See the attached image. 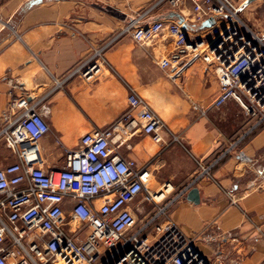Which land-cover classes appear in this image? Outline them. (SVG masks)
<instances>
[{
  "label": "built area",
  "instance_id": "obj_1",
  "mask_svg": "<svg viewBox=\"0 0 264 264\" xmlns=\"http://www.w3.org/2000/svg\"><path fill=\"white\" fill-rule=\"evenodd\" d=\"M163 5L161 15L154 16ZM170 11L183 20L170 17ZM238 11L239 4L232 0H154L113 36L93 46L66 77L78 75L89 81L104 68L111 69L105 50L127 35L136 42L163 45L165 52L153 59L159 68L171 70L173 81L197 59L212 64L219 89L211 106L220 109L232 100L253 122L249 131L207 163L197 160L198 175L209 176L222 156L264 124V38L242 31L250 28ZM206 19L213 22L199 28ZM8 84L10 94L21 88L10 77ZM128 89L124 124L82 134L77 146L64 149L58 168L44 166L40 151L39 142L50 129L43 98L31 102L24 93L14 94L0 110V140L14 156L0 165V264H223L215 221L194 237L165 220L169 205L193 182L165 199L172 184L165 181L158 191H151L150 163L122 154L120 148L130 149L129 140L139 134H148L161 145L182 139L136 89ZM197 111L206 112L198 106ZM239 155L246 157L242 151ZM157 193L162 197L156 198ZM144 200L153 202L154 209L139 217L133 205L139 207ZM196 240L211 246V255Z\"/></svg>",
  "mask_w": 264,
  "mask_h": 264
},
{
  "label": "crops",
  "instance_id": "obj_2",
  "mask_svg": "<svg viewBox=\"0 0 264 264\" xmlns=\"http://www.w3.org/2000/svg\"><path fill=\"white\" fill-rule=\"evenodd\" d=\"M27 1L0 0V110L14 94L24 93L31 102L43 98L50 127L39 142L44 166L59 167L53 156L59 154V143L63 150L73 149L82 134L93 128L122 126L128 88L133 87L182 139L161 145L148 134H139L129 140L130 149L120 148L122 154L140 163L149 162L153 175L160 166V184L169 181L173 186L167 198L190 182V187L195 185L199 191L198 202L185 198L188 189L175 199L165 220L194 237L215 221L221 235L216 248L223 264H264V125L251 129L211 168L209 176L198 175L197 160L207 163L249 131L253 122H233L234 116L227 112L237 104L232 100L223 105L220 115L209 114L219 89L216 76L214 95L193 96L204 94L197 67L205 62L193 61L175 81L170 69H163L156 78L145 76L142 47L152 40L136 42L127 35L105 50L111 69L104 68L89 81L78 75L66 77L93 46L113 36L130 16L154 0H39L32 5ZM156 47L153 57L165 52L163 45ZM9 77L21 85L13 88L12 94L8 93ZM146 80V84L141 83ZM57 81L61 83L56 85ZM197 106L206 110L204 115L198 114ZM179 149L185 151L187 159L180 160ZM241 151L245 158L239 155ZM145 207L133 205L139 217L150 213L154 204L150 210ZM196 243L211 255V246L200 240Z\"/></svg>",
  "mask_w": 264,
  "mask_h": 264
},
{
  "label": "rangeland",
  "instance_id": "obj_3",
  "mask_svg": "<svg viewBox=\"0 0 264 264\" xmlns=\"http://www.w3.org/2000/svg\"><path fill=\"white\" fill-rule=\"evenodd\" d=\"M232 1L236 5L239 4V11L238 12L240 14V17L242 18L245 25L251 29V31H250V29L247 30L246 28L244 29L242 27V31H245L246 34L251 33L252 31L258 32L259 34H263L264 33V0H251L247 3L245 2L246 0L243 1V3H241L242 2L241 0H232ZM164 8H165V5L159 7L156 11L164 10ZM151 42H153V41H151ZM151 42L148 41L147 44H145V47H142L143 48L142 49V51H143L142 52V59L145 60L143 63V70H144L143 72H144L145 76L150 77V76L154 75V78H156V77H158L159 73H161V72L163 73V71H162L163 69L159 68L155 63V59H153V56H154L153 51H154V48L156 47L157 44H151ZM157 55H159V54H155V56H157ZM201 65H199L197 67V68H199V70L201 72L200 73V79H199L200 80L199 85H201V87L205 88V90H204V94H201V95H199V94L197 95V94L193 93V96L197 99H201L203 97L210 98L212 95L215 94V89H216V87H215V72L213 71L214 70L213 65L212 64H206V63L201 64ZM147 80L144 82H141V83L146 84ZM173 85L175 86V84H173ZM173 85H172V87L179 91V88L178 87L176 88V86L174 87ZM181 94H183V93H181ZM202 101L205 102L204 99H202ZM212 109L213 108L211 107L210 110L208 111L209 114L220 115L221 111H223V106H221L220 109H215V108L213 110ZM227 112H230L231 116H234L235 120H233V122H235L236 119H242V120H244L245 123L248 121L247 125H249L250 121H252V119L251 120L249 119L250 121L248 120V117L244 114V112H243V110L239 104H235L232 107H229ZM0 147L2 148L1 154H0V159H1L0 165L5 164V163L10 162V161H13L14 160L13 154L8 151V149L4 146L2 141L0 143ZM56 149H57V151H59V154L58 155H56V153L53 154V156L55 155L54 157H56V159H57V162H54V164L57 166H61L62 162H63V158H64V155L62 152L64 150H63L62 145L60 143L56 147ZM177 155H179L181 161L187 157L186 153L183 149H179ZM160 183H161L160 166H158V168L154 169V175L151 176V182L149 183L150 190L151 191H158V189L161 186ZM167 195H166V198L168 197ZM140 198H143V195H141ZM140 204L144 205V207L146 206L145 208H148V210L153 208L152 207L153 202H151L150 200L149 201H147V200L141 201Z\"/></svg>",
  "mask_w": 264,
  "mask_h": 264
},
{
  "label": "water",
  "instance_id": "obj_4",
  "mask_svg": "<svg viewBox=\"0 0 264 264\" xmlns=\"http://www.w3.org/2000/svg\"><path fill=\"white\" fill-rule=\"evenodd\" d=\"M36 1H39V0H29L26 2L27 5H32L34 2ZM251 0H246L245 2H249ZM169 15L170 17H177L180 21L183 20V17L181 14H179L177 11H170L169 12ZM213 22L212 19H206V20H203V22L199 25V28H203L205 26H209L211 23ZM262 38H264V33L262 34ZM218 41V40H217ZM216 41V42H217ZM214 42H211V47L214 46ZM185 198L191 202H198L199 201V191H198V188L193 185V187H190L187 191H186V194H185Z\"/></svg>",
  "mask_w": 264,
  "mask_h": 264
},
{
  "label": "bare ground",
  "instance_id": "obj_5",
  "mask_svg": "<svg viewBox=\"0 0 264 264\" xmlns=\"http://www.w3.org/2000/svg\"><path fill=\"white\" fill-rule=\"evenodd\" d=\"M155 197H156V198H160V197H162V196H159V193H157Z\"/></svg>",
  "mask_w": 264,
  "mask_h": 264
}]
</instances>
